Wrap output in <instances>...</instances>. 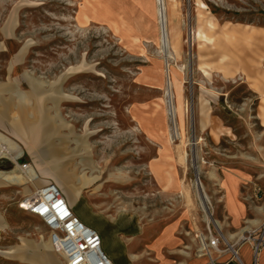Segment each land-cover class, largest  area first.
Segmentation results:
<instances>
[{"label":"rangeland","instance_id":"obj_1","mask_svg":"<svg viewBox=\"0 0 264 264\" xmlns=\"http://www.w3.org/2000/svg\"><path fill=\"white\" fill-rule=\"evenodd\" d=\"M157 7L0 0V85L14 104V131L0 124V132L20 144L17 163L30 164L38 182L75 184L89 204L79 209L104 230V251H117L112 227L124 245L154 250L147 264H175L183 252L198 255L208 232L217 237L225 193L244 212L236 231L249 221L257 225L247 236L264 230V0H163L162 22ZM11 18L16 26L5 33ZM157 84L170 86L167 95ZM156 99L163 106L155 111ZM171 120L180 139L165 147ZM165 155L182 193L161 189ZM0 172L19 175L5 158ZM80 172L88 185L76 183ZM21 188H0V251L48 241L43 223L19 208ZM131 219L132 228L120 227ZM0 264L20 263L0 253Z\"/></svg>","mask_w":264,"mask_h":264},{"label":"crops","instance_id":"obj_2","mask_svg":"<svg viewBox=\"0 0 264 264\" xmlns=\"http://www.w3.org/2000/svg\"><path fill=\"white\" fill-rule=\"evenodd\" d=\"M2 94L10 107L8 106L5 115L2 113L3 105L0 107V124L6 125L8 131H14V104L13 101L11 102L10 91L2 92ZM48 182L49 181L46 183ZM54 184L60 188L74 214L83 223L96 229L100 233L104 232V230L93 221V213L83 214L79 209L80 202L87 203L88 201L87 198L79 194L75 184L73 185L67 180H56ZM231 188L234 189V186ZM230 197H228L227 193L223 195L225 211L222 214L223 217L217 219L220 220V223H217V228L221 229L218 235H216L219 237V240H224L228 247L222 245L220 241L215 248L206 244L205 249L202 250L200 248V253L198 255H194L191 251L183 252L184 256L181 261L175 264H264V241L261 243L259 249L254 252V243L252 240L242 241L239 239V232L242 228L237 231L234 228L237 224L241 223L244 212L235 201L233 192H230ZM249 223L250 224L246 226L249 227V229L257 225V221H249ZM227 226H229V229L223 228ZM115 244L117 246V251L114 252L111 248H108L107 245L106 251H104L114 264H147L144 258L148 256V253L154 252V250H149V247L139 249L138 247H128L123 244L121 239H117L116 237Z\"/></svg>","mask_w":264,"mask_h":264},{"label":"built area","instance_id":"obj_3","mask_svg":"<svg viewBox=\"0 0 264 264\" xmlns=\"http://www.w3.org/2000/svg\"><path fill=\"white\" fill-rule=\"evenodd\" d=\"M19 176L27 184L34 180L30 164L16 163ZM19 208L39 219L45 226L49 241L63 260V264H114L106 255L99 232L83 223L67 203L60 188L48 182L34 188L30 194L18 204ZM207 245L215 248L219 237L208 232ZM254 243L256 252L264 241V230L258 237L248 236L242 241ZM203 250V249H202Z\"/></svg>","mask_w":264,"mask_h":264},{"label":"bare ground","instance_id":"obj_4","mask_svg":"<svg viewBox=\"0 0 264 264\" xmlns=\"http://www.w3.org/2000/svg\"><path fill=\"white\" fill-rule=\"evenodd\" d=\"M157 2V14L158 17L160 19V22H162V3L163 0H156ZM138 20H141V16H138ZM16 26V22L14 18H11L10 21L6 24L5 28H4V32L7 33H12L13 28ZM193 35V39L197 38H205V36L201 33V32H196V33H192ZM136 41V40H135ZM173 50L176 51V47L173 46ZM181 84H182V79L179 82L174 83L175 85V89H176V97H177V111L178 113L182 112V103L180 100V95H181ZM156 86V88L159 89H163L165 91V94L167 95V93L169 92V88L170 86H168V84H157V85H153ZM10 91L9 86H5V85H0V94L2 92H6V91ZM2 105H3V111L2 113H4V115L7 112L8 106L10 107V105H8L6 99H3L2 101ZM163 106V100L161 99H156L153 103V107L154 110H159L161 109ZM146 108V105H139V109H144ZM173 128L171 129V132L167 134V138L165 139V147H169L171 145V141L172 138H179L178 136V132L174 123V120H171ZM160 130V129H159ZM158 130V131H159ZM161 135L164 134V132L161 130ZM150 135V138H157L155 137L153 134L148 133ZM185 145V142L183 140L179 141V144H177L175 147L177 149H179L182 153L183 152V147ZM165 149V148H164ZM164 149H160L159 152L160 153H164L165 150ZM167 150V148H166ZM23 155V150L22 147L20 146V144L18 142H16L15 140L11 139L10 137H8L7 135L3 134L2 132H0V159L1 158H5L10 160L11 162H13L14 164L17 163L18 160H20V158ZM163 163H165L167 165V170L164 173V179L161 180V189L164 192H169V191H178L179 193H182V191L184 190L182 183L181 182H177L174 174H173V163L174 160L172 157L165 155L164 158H162ZM178 160L182 163H184V155L179 156ZM30 170L34 173V180H32L31 184H27V182L24 181V179L19 176L18 174H15L13 172H0V188H8L11 185H18V186H22V195L23 198L26 197L28 195V192L30 191V187L29 185H32L33 188H38L40 186H42L43 184H45V181H41L38 182L39 180V175L36 172V170L33 167H30ZM92 178L90 179L89 177H87L86 175H84L83 173H79L76 177V183L78 184H84V185H88L91 182ZM199 188L198 183H197V189ZM201 201L204 200V194H201L200 197ZM202 203V202H201ZM0 221H2V217L0 216ZM120 227L122 228H132L133 226V220H128V221H120ZM215 226L218 227V225L215 223ZM5 225L3 223L0 224V229L4 228ZM111 230V234H112V238L115 242V237H116V231L114 228L110 227ZM250 232L249 227H244L240 230L239 232V239L243 240V239H247L248 236L247 234ZM204 239H202V248L201 249H205L206 247V243L203 242ZM41 247L42 250L39 248ZM50 247L52 249V251L50 252ZM0 253L2 255H4V257H6L9 260H13L16 261L20 264H47L49 261H53L56 256L58 257L59 254L54 250V248L52 247L49 238L48 241L46 243H44L43 245H34L32 243H22L19 246L16 247H11L5 251H0Z\"/></svg>","mask_w":264,"mask_h":264}]
</instances>
